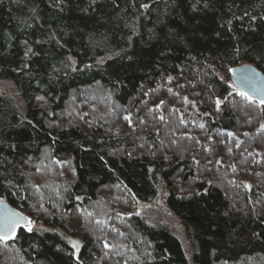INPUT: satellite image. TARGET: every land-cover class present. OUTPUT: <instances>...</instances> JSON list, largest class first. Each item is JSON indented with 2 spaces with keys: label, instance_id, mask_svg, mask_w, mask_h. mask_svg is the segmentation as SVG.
<instances>
[{
  "label": "trees",
  "instance_id": "1",
  "mask_svg": "<svg viewBox=\"0 0 264 264\" xmlns=\"http://www.w3.org/2000/svg\"><path fill=\"white\" fill-rule=\"evenodd\" d=\"M245 61L264 73V0H0V79L22 100L0 93V197L32 222L0 264H264ZM161 193L192 262L141 207Z\"/></svg>",
  "mask_w": 264,
  "mask_h": 264
},
{
  "label": "water",
  "instance_id": "2",
  "mask_svg": "<svg viewBox=\"0 0 264 264\" xmlns=\"http://www.w3.org/2000/svg\"><path fill=\"white\" fill-rule=\"evenodd\" d=\"M231 82L253 100L264 99V73L252 62L245 61L231 70ZM139 201H137V204ZM29 216L0 197V236L12 237L19 227L27 225ZM14 233V234H13Z\"/></svg>",
  "mask_w": 264,
  "mask_h": 264
},
{
  "label": "rangeland",
  "instance_id": "3",
  "mask_svg": "<svg viewBox=\"0 0 264 264\" xmlns=\"http://www.w3.org/2000/svg\"><path fill=\"white\" fill-rule=\"evenodd\" d=\"M0 93H4L5 95L12 97L17 102L20 109L22 108V100H21L20 96L18 95L16 88L14 87L13 83L10 80L0 79ZM160 195L161 196L158 197V199L155 200L153 202V204L148 205L147 203H144V204H142L141 207H143L144 210H145V208H147L149 212L158 213V214H156V216L163 223L168 224L171 228L174 229V231L176 232V234L179 236V238L182 241V244H183L187 258L189 259L190 262H192L189 246H188V243H187L186 237L184 236L183 231H181V226L178 223V221L176 220V218L165 208V206L163 205V202H162V193ZM137 205H141V203L139 202ZM25 227L27 228V225ZM64 237L71 244V246L73 248L74 256H76L78 253L81 241L75 237L68 236L66 234L64 235ZM72 242L78 243V249L73 247Z\"/></svg>",
  "mask_w": 264,
  "mask_h": 264
},
{
  "label": "snow or ice",
  "instance_id": "4",
  "mask_svg": "<svg viewBox=\"0 0 264 264\" xmlns=\"http://www.w3.org/2000/svg\"><path fill=\"white\" fill-rule=\"evenodd\" d=\"M143 6H144V7H148V5H143ZM29 51H31V49H29ZM26 54H27V53H26ZM169 79H171V77H169ZM239 95L246 97L248 100H253V98H252L251 96H248L247 93H245V92H240ZM219 103H220V101L217 100V104H219ZM259 103L262 104V105H264V99H261V100L259 101ZM125 119H129V117H125ZM129 122H131L130 119H129ZM201 127H203V125H201ZM261 129L264 130V125H261ZM230 135H231V133H230ZM78 199H79V198H78ZM31 224H32L31 221H27V230H28V231H31V230H32V226H31ZM13 234H14V233H13ZM0 239H8V237H7V236H0ZM72 244H73V247H74V248H77V249H78V243H77V242H72ZM107 246H108V245L105 244V247H107Z\"/></svg>",
  "mask_w": 264,
  "mask_h": 264
}]
</instances>
